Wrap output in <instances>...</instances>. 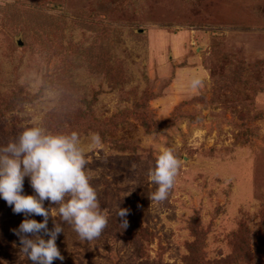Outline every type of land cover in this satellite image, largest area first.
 <instances>
[{"label":"rangeland","instance_id":"obj_1","mask_svg":"<svg viewBox=\"0 0 264 264\" xmlns=\"http://www.w3.org/2000/svg\"><path fill=\"white\" fill-rule=\"evenodd\" d=\"M34 123L79 133L108 216L89 241L57 214L52 264H264V0H0V146ZM166 148L179 174L150 201ZM24 219L0 198V264H32Z\"/></svg>","mask_w":264,"mask_h":264},{"label":"clouds","instance_id":"obj_2","mask_svg":"<svg viewBox=\"0 0 264 264\" xmlns=\"http://www.w3.org/2000/svg\"><path fill=\"white\" fill-rule=\"evenodd\" d=\"M193 90L204 87V80L194 76ZM101 142L99 134L92 135V143ZM87 150L77 131L53 133L39 124L26 127L17 139L0 146V198L25 219L15 230L20 239V250L32 264H52L63 260L56 240L63 227L56 222L58 214L63 222L73 225L82 240L98 238L108 224L96 189L86 171ZM181 167L174 149L166 148L156 157L150 180L157 187L150 201H165ZM28 177L33 194H24V180ZM45 201L58 206V213L44 206ZM128 210L120 208L117 217L127 227ZM42 216V221L28 218ZM53 228L49 229V218ZM43 233V235L41 234ZM44 236L48 238L45 239Z\"/></svg>","mask_w":264,"mask_h":264},{"label":"trees","instance_id":"obj_3","mask_svg":"<svg viewBox=\"0 0 264 264\" xmlns=\"http://www.w3.org/2000/svg\"><path fill=\"white\" fill-rule=\"evenodd\" d=\"M98 14H101V12L99 11ZM144 125H146V123H144ZM192 253L196 256L193 260L194 261H197L198 264H210L212 261H207V260H204L205 259V255H204V252L198 250V249H191ZM247 253H240V254H235L231 257V261L230 264H246V262L248 261V257L246 256ZM200 260H202L200 262ZM214 263V262H212ZM216 264V262H215ZM227 264V263H226Z\"/></svg>","mask_w":264,"mask_h":264}]
</instances>
